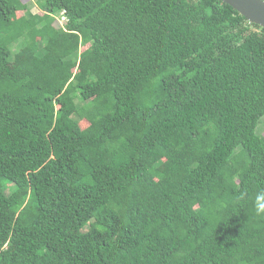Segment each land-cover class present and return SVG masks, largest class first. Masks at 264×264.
Instances as JSON below:
<instances>
[{
    "label": "trees",
    "instance_id": "16d2710c",
    "mask_svg": "<svg viewBox=\"0 0 264 264\" xmlns=\"http://www.w3.org/2000/svg\"><path fill=\"white\" fill-rule=\"evenodd\" d=\"M33 1L0 0V264H264V29Z\"/></svg>",
    "mask_w": 264,
    "mask_h": 264
},
{
    "label": "water",
    "instance_id": "95a60500",
    "mask_svg": "<svg viewBox=\"0 0 264 264\" xmlns=\"http://www.w3.org/2000/svg\"><path fill=\"white\" fill-rule=\"evenodd\" d=\"M241 15L248 23L264 29V1L262 0H219Z\"/></svg>",
    "mask_w": 264,
    "mask_h": 264
},
{
    "label": "rangeland",
    "instance_id": "374dc122",
    "mask_svg": "<svg viewBox=\"0 0 264 264\" xmlns=\"http://www.w3.org/2000/svg\"><path fill=\"white\" fill-rule=\"evenodd\" d=\"M23 2L26 3L27 6H29V8H30L32 13H39V14L41 13V11L37 8V6H36V4H35V2L33 0H23ZM20 15H22V14L18 13V16H20ZM87 125L88 124L85 121L79 122V127L81 129H84L85 127H87ZM256 131H257L258 134L264 136V116L261 117L260 123L257 126Z\"/></svg>",
    "mask_w": 264,
    "mask_h": 264
},
{
    "label": "clouds",
    "instance_id": "9594fccd",
    "mask_svg": "<svg viewBox=\"0 0 264 264\" xmlns=\"http://www.w3.org/2000/svg\"><path fill=\"white\" fill-rule=\"evenodd\" d=\"M254 209L257 215H264V191L258 192L254 200Z\"/></svg>",
    "mask_w": 264,
    "mask_h": 264
},
{
    "label": "built area",
    "instance_id": "2783aa9c",
    "mask_svg": "<svg viewBox=\"0 0 264 264\" xmlns=\"http://www.w3.org/2000/svg\"><path fill=\"white\" fill-rule=\"evenodd\" d=\"M62 15H63V13H61V15L59 16L60 17L59 23H60L61 26H63L64 21H65V19H64V17Z\"/></svg>",
    "mask_w": 264,
    "mask_h": 264
}]
</instances>
